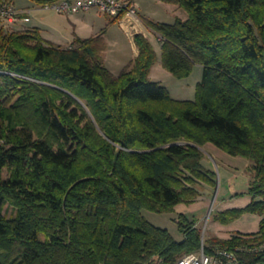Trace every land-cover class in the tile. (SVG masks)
<instances>
[{
    "label": "trees",
    "instance_id": "1",
    "mask_svg": "<svg viewBox=\"0 0 264 264\" xmlns=\"http://www.w3.org/2000/svg\"><path fill=\"white\" fill-rule=\"evenodd\" d=\"M165 1L187 17L144 21L174 76L202 66L193 99L150 78L157 54L141 33L133 63L114 74L101 34L63 47L0 24V264H174L201 246L195 218L177 215V239L143 211L172 212L196 200L198 181L216 184L207 143L254 173L251 201L215 219L262 218L256 232L211 236L205 251L264 240V0ZM255 263L264 252L240 254Z\"/></svg>",
    "mask_w": 264,
    "mask_h": 264
},
{
    "label": "rangeland",
    "instance_id": "2",
    "mask_svg": "<svg viewBox=\"0 0 264 264\" xmlns=\"http://www.w3.org/2000/svg\"><path fill=\"white\" fill-rule=\"evenodd\" d=\"M9 1H11L18 9H29V13L26 14L28 17L27 20L8 24L5 27H7L8 29L17 30L24 29L25 27H22L21 24L30 20V8L20 7L21 2H23L24 0ZM133 1L136 8V22L135 24H131L129 29L126 30L128 34L133 38L135 34L141 33L143 36L147 37L153 44L157 54V60L155 64H153V67H155L151 75L152 79H155V81H159L162 85H164L168 89L171 97L175 99H193L195 96L196 85L202 78V66L198 64L194 65L192 71L185 77L174 76L171 72L164 68L161 63V44L159 37L152 32V30L145 24L144 21V19H150L153 21L172 23L176 17L185 19L187 17L186 10L176 3H171L165 0ZM44 5L45 4H41V6L43 7ZM138 8H141L148 18L142 17L139 14ZM92 9L97 10L96 8ZM50 10L55 11V9L52 8H50ZM52 16L55 19H60L55 14ZM116 22L120 26L118 20H116ZM61 26H64V24L62 23ZM104 48L105 45L103 42V49ZM134 59L128 64H132ZM122 69H120V71ZM119 72H116L114 74H118ZM200 149L202 150L204 155L202 162L205 166V169L214 170L216 174L214 176L216 182L214 186L208 185L202 181H198V183L195 185L199 190L200 195L196 198L195 201L191 203H197L198 205L199 202H202L205 205L203 207V210L197 212L195 215H193L192 213H188L190 219H192V217L195 218V226H197L201 230L202 242H205L209 246L208 239L211 236L224 238L223 236H226L228 234L230 235L234 232L252 233L257 231L259 229L260 220L262 218V215H260L258 212L243 211L240 212L237 217L224 223L215 219V213L217 211H220L219 208L223 203L230 202L231 199H240L242 197H250L252 199L251 194H249V186L254 175V173L249 169L252 162L242 156L230 155L229 153L211 143L200 146ZM261 198L262 197L258 196L256 199ZM143 212L146 219L154 225L167 228L169 232L178 239L182 237L181 233L178 231L177 222L175 220V218H177V215L180 213L178 212L176 206H174V210L169 213H158L149 210H144ZM3 213H5L7 216L14 215L15 208L9 203H5L3 205ZM212 247L225 248L219 245H213Z\"/></svg>",
    "mask_w": 264,
    "mask_h": 264
},
{
    "label": "crops",
    "instance_id": "3",
    "mask_svg": "<svg viewBox=\"0 0 264 264\" xmlns=\"http://www.w3.org/2000/svg\"><path fill=\"white\" fill-rule=\"evenodd\" d=\"M20 7H27L31 10L30 20L25 22L23 27L38 28L45 40L56 45L66 47L72 45L75 36L88 38L101 34L105 45L103 57L106 65L113 73L119 72L120 69L128 65L139 53L134 38L121 28L117 22H113L109 17L103 16L102 13L95 9L62 14L56 10L44 8L36 0H24L21 2ZM138 11L142 17L148 18L141 8H138ZM54 14L60 19L53 18L52 15ZM62 23L64 26H61ZM154 67L152 66L150 70L149 76L151 79ZM250 199V197L231 199L230 202L223 203L219 209L244 207L250 202ZM204 205L202 202H199L198 205L197 203H179L176 207L180 213H192L195 215L197 212L203 210ZM230 235L228 234L223 237L228 238Z\"/></svg>",
    "mask_w": 264,
    "mask_h": 264
},
{
    "label": "built area",
    "instance_id": "4",
    "mask_svg": "<svg viewBox=\"0 0 264 264\" xmlns=\"http://www.w3.org/2000/svg\"><path fill=\"white\" fill-rule=\"evenodd\" d=\"M45 8H52L60 13H77L96 8L109 18H117L123 29L135 24L136 8L133 0H58L46 3ZM29 9H18L11 1H0V24L8 25L28 19ZM127 31V30H126ZM264 252V240L240 244L233 249L213 248L206 252L203 242L199 249L181 255L174 264H239L240 254H258ZM150 264H160L158 260ZM261 264V263H255Z\"/></svg>",
    "mask_w": 264,
    "mask_h": 264
}]
</instances>
